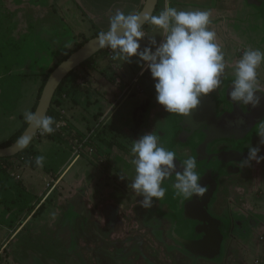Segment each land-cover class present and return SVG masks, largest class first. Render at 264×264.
<instances>
[{"label": "flooded vegetation", "instance_id": "obj_1", "mask_svg": "<svg viewBox=\"0 0 264 264\" xmlns=\"http://www.w3.org/2000/svg\"><path fill=\"white\" fill-rule=\"evenodd\" d=\"M248 2H253L254 8L258 7L256 14L262 19L263 0ZM215 21L217 42L222 45L225 56L223 82L220 88L202 98L197 109L188 116L168 113L162 106H154L157 104L154 96L147 102L137 96V92L129 95L124 91L115 94L113 105L106 106L104 114L100 109L105 106H99L92 121L87 117L86 121H79L80 128L76 129L74 145L71 144L69 149L72 154L66 165L81 155L90 158L95 171L88 176L94 177L92 185L98 188L97 201L103 206L98 214L88 210L81 216L77 209L82 221L80 227L85 223L83 229L89 227L91 232L88 235L85 231L81 233L77 223L72 224L71 229L77 228L78 237L89 239L92 245L88 250L89 260L73 256L75 251L68 255L76 264H232V259L237 261L239 258L238 251L249 255L262 242L259 233L264 226V215L246 208L243 192L237 188L249 180L250 171L258 183L264 169V161L243 165L249 146H259V155H264V144H260L261 138L257 135L264 124V98L256 108L229 99L228 93L235 78L233 69L246 49H239L236 45L229 53L228 48L234 39L227 38V29L218 27L221 19ZM231 21L235 19L227 17L222 24L226 28ZM109 56L112 59L113 54ZM142 67H138L137 72ZM121 69L113 72L125 77ZM104 81L110 82L109 79ZM260 85L258 95L264 96ZM145 91L148 89H143ZM151 92L155 94L153 90ZM240 118L243 123L237 124ZM86 126L90 130L86 134L79 133L85 132ZM64 127L60 126L56 131ZM151 131L160 135L166 148L176 152L175 172L183 171L185 159L196 158V171L201 177L199 184L207 186L202 197L194 195L185 200L176 196L173 173L162 184L166 188L164 198L158 201L153 198L149 209L141 207L139 202L143 197L131 188L136 174L130 163L134 158L131 146L134 140ZM98 158L104 160L97 161ZM59 177L57 182L64 179L61 175ZM80 181L82 184L77 186L75 195L85 192L83 180ZM107 196L111 197V203ZM74 203L77 206L80 203L78 196ZM130 221L136 223L135 230L122 232L115 226L116 222ZM48 263L59 264L57 261Z\"/></svg>", "mask_w": 264, "mask_h": 264}, {"label": "rangeland", "instance_id": "obj_2", "mask_svg": "<svg viewBox=\"0 0 264 264\" xmlns=\"http://www.w3.org/2000/svg\"><path fill=\"white\" fill-rule=\"evenodd\" d=\"M38 1L0 0V145L9 140L24 125V110L31 111L39 100L37 99L39 88L48 71L69 52L75 50L78 44L97 36L101 31H107L109 27V20L102 21L97 18L96 26H91L92 21L86 19L84 24L79 26V29H75L77 25L72 26V31L68 30L67 33H64V36H59L60 33L56 31L53 36L47 31L49 39H44L39 35L41 33L40 19L42 17L34 12L36 9H33V7H39ZM116 1L109 0L108 3H115ZM130 1L125 0L127 4L121 10L125 14L137 13L139 10V8L135 9L134 2ZM204 1L200 4V7L204 8H196L192 11H209L211 13L210 19L216 17L215 9L205 6L209 3L208 1L212 0ZM244 5V7H241L244 11H250V8L253 7H248L247 3H244ZM159 8L161 9L159 10ZM163 10L164 0H160L154 15H159ZM104 12H109L110 17L115 14L113 6L110 5H107V9H99L98 14H104ZM228 14L234 18L236 17L235 13L230 14L228 12ZM242 15H239L241 18L235 19L237 22H229L227 24L228 29L233 28L234 33L239 32L235 24L238 22L245 24L249 17L244 13ZM55 24H57L56 21H53L52 26ZM262 26H260V29L249 26L247 31L249 33L253 32L254 35L252 34L251 39L248 41L238 37L241 39L238 44L233 38L234 40L228 52L234 50L237 44L241 47L240 49L252 48L264 52V29ZM209 29L214 28L209 25ZM144 30L148 34L152 32L151 36L156 35L157 44L161 41L162 36L158 35L154 26L147 24ZM151 36L147 35L140 41L141 50L144 47H151L149 43V37ZM252 36L255 38H252ZM250 43H254V45L250 46ZM221 49L223 50V47ZM109 57L108 52L101 53L82 69L81 72L85 75V79L78 78L76 81L73 79L68 81L63 92L73 88L74 82H76L78 89L73 91L70 96L66 94L58 96L57 101L60 104L55 105V109L58 110L62 120L57 122L54 127L56 130L60 126L65 127L55 131L50 136L39 133L32 140L27 148L31 153V163L25 164L22 159H15L13 160L12 169L5 172L0 171V264H49L48 261L70 264V262L66 263V260L72 258L71 256L61 258L58 256V253L66 248V242H62L57 236L60 230L69 234L67 253L73 250V252L75 251L73 256L79 257V248L86 249L85 252L90 250L92 244L89 239L83 237L77 239L74 229L71 232V226L77 223L79 231L81 233L85 231V234L88 235L91 229L89 227L83 229L85 223L80 227L82 221L76 213L77 209L79 210V216L83 211L88 212V210L98 214L103 203L97 201L98 188L92 185L94 177L88 176L89 173L95 171L90 158L81 155L75 161L66 165V161L72 154L69 150L70 145H74L73 140L76 138V129L80 128L81 124L79 121H86L85 117L92 121V116L99 112V106H103L106 95L104 94V88L109 89V85L104 79L111 78L112 83L116 85L115 89L116 87L126 88L127 84L125 87L122 83L129 82L132 79L130 74L134 75L138 67L142 66L137 58L136 64L139 66L132 70L130 74H127L130 62L134 64V61L125 63V65L122 64L121 70L125 76L122 77L112 72L119 69L117 63L121 62ZM134 58L136 59L134 56L131 60ZM257 72L260 86L264 89V66L263 69L260 66ZM149 76L150 72L146 71L141 77L140 89L142 91L148 86L146 84ZM147 89L149 93L147 92L148 94L144 99H147L148 102L152 96H156V93L154 88ZM151 90L154 91V95ZM110 91H113V89ZM119 92V89H116V94ZM111 96L116 98L115 95ZM154 106L161 105L157 103ZM106 109V106L102 107L100 109L101 114H104ZM73 129L75 133H73ZM81 130L83 129L81 128ZM84 130L85 132L79 131V133L86 134L87 130L90 129L86 126ZM56 143L58 146H56ZM40 155L45 157L42 168L35 165V158ZM93 156L95 155L93 154ZM101 160L104 159H97V161ZM63 163L65 167L61 168ZM60 172L62 173L60 174ZM59 175L64 179L62 183L56 186V182L60 179ZM80 179L83 180L84 184L82 188L86 189L83 195H75L79 188L77 186L82 184ZM76 180H79L78 185H71ZM77 196L80 198L78 206L74 203ZM107 199L111 203V197L107 196ZM24 210V215H30L29 217L23 215ZM9 212L12 213L11 216L6 218V214ZM115 226L122 232L136 229V223L133 221L127 223L116 222ZM57 230L58 232L55 235L54 232ZM261 235L263 236L262 231L259 233V236ZM261 243L257 246L256 252H259L257 256H260L259 254L264 248ZM237 254L242 253L238 251ZM257 256L251 258L249 264H258Z\"/></svg>", "mask_w": 264, "mask_h": 264}, {"label": "clouds", "instance_id": "obj_3", "mask_svg": "<svg viewBox=\"0 0 264 264\" xmlns=\"http://www.w3.org/2000/svg\"><path fill=\"white\" fill-rule=\"evenodd\" d=\"M210 16L209 11H180L167 4L159 15L125 14L117 10L109 19L107 31L98 33L97 43L100 48L112 50V59L121 62L118 67L137 57L154 81L156 102L166 112L186 117L197 109L202 98L220 88L225 74V56L216 42V33L209 29ZM146 23L154 26L163 39L157 45L156 35L151 36V47L141 50L140 41L146 37ZM262 64L264 52L252 48L243 51L233 69L235 78L228 93L232 102L251 108L261 105L264 96L258 95L257 69ZM23 116L26 123L41 135L56 131V121L51 116H38L28 109L24 110ZM236 123H243L242 118ZM257 135L261 138L260 144H264V124ZM32 140L33 135H23L16 141L15 148L23 151ZM260 150L259 146H249L243 165L264 161V155H259ZM131 153L134 158L130 163L136 173L131 188L143 197L139 202L141 207L149 209L153 198L157 201L164 198L166 188L162 184L173 173L176 196L187 200L206 193L207 186L199 184L201 177L196 171V158L188 157L183 161V171L175 172L176 152L164 146L157 132H147L134 140ZM44 161L43 155L37 156L35 165L42 168Z\"/></svg>", "mask_w": 264, "mask_h": 264}, {"label": "crops", "instance_id": "obj_4", "mask_svg": "<svg viewBox=\"0 0 264 264\" xmlns=\"http://www.w3.org/2000/svg\"><path fill=\"white\" fill-rule=\"evenodd\" d=\"M108 1L109 0H39L37 2L39 7H33V9H36V10H34V12L38 13L39 16L42 17V19H40L41 33L39 35L44 37V39L45 38L49 39L47 37V31H48V33H51L52 35L56 31V32L60 33L59 36H64V33H67L68 30L72 31V28H71L72 26L74 27L75 25H77V28H75V29H79V26L83 25L84 21L86 19L92 21L91 26H96L97 18H100V20H102V21L103 20H109V18H110L109 12L108 13L104 12V14L99 15L98 14L99 9H107V5H110V6H113V8L116 12V10L121 11L123 8H125V5L127 4V3H125V0H117L115 3H112V2L108 3ZM131 1L134 2L135 9L139 8V10L141 9L143 2H144V0H131ZM159 2H160V0H159ZM159 2H158V6H159ZM203 2H205V1L204 0H164V8L167 4L171 7H175L177 10H180V11H192L196 8H204V7H200V4H202ZM208 2L209 3H207L205 6L211 8V9H215V13H217L216 17L211 19L212 23L210 24V26L214 28V29H212V31L215 32V25H216V24H214V22H216L215 20L221 19L222 22L218 24V27L227 29V38L228 39L234 38L236 43H238V42L240 43L241 39H243L244 41H248L251 39L250 36L253 34V32L249 33V31H247L249 26H255V28L260 29V26L263 25L262 28L264 29V18L262 17V19H261V18H259L260 16L256 14L258 7L254 8L255 4L253 2H248V0H212V1H208ZM263 2H264V0H263ZM244 3H247L248 7L253 6L250 8L251 9L250 11H244L243 9H241V7L245 6ZM158 6H157L156 10L158 9ZM218 7H220V8H218ZM262 7H264L263 4H262ZM160 9L161 8H159V10ZM228 12H230V14L235 13L236 17L234 18L233 16H229ZM242 13L248 15L249 17H248V21H246L245 24H243V22H241V23L238 22L237 24H235V26H236L237 30H239V32L237 31L234 33L233 29H228V27L225 28L224 27L225 25L222 24L223 22L226 21L227 17H231L232 19H236V20L241 18V16H239V15H242ZM226 14H228V15H226ZM261 14L264 15V11H262ZM256 15L258 16L257 18H256ZM49 21H50V23H49ZM53 21H56V23H57L54 26H52ZM232 22L235 23L237 21H232ZM145 27H146V25H145ZM151 33L152 32H149V34H148L146 32V36L147 35L151 36ZM217 34L218 33L216 32V36H217ZM238 37H240L241 39ZM252 38H255V37L252 36ZM162 39H163V37H162ZM162 39H161V41H162ZM218 40L219 39L217 38V41ZM238 44H237V46L240 49L241 47H239ZM253 45H254V43H252V44L250 43V46H253ZM131 61H134V64H131V62H130L129 69L126 72L127 74H130V72L132 70H135V68L139 66L136 64L137 57H136V59L134 58ZM117 64H119V63H117ZM123 64L125 65V63H123ZM262 65H261V67L263 69L264 65L263 66ZM120 68H121V66L119 67V69ZM145 70L147 71V69L145 67H142V68H140V70L138 72L136 71V73L134 75L131 73L130 76L132 77V79L129 82L125 81L122 83L125 87L127 84V87L126 88L116 87V89L117 90L119 89V91L121 93L124 91H127L129 95H131V94L133 95L134 92H137V96H141V97L143 96V98L146 97V94L148 91L147 92L145 91L144 94H142L143 91L140 89V80H141V77L143 76V72ZM148 79L149 80L147 81V84H146V85H148L147 88H154L153 79H151L150 76L148 77ZM109 81H110L108 84L109 89L104 88V94H106V95H105V98H104V101L102 104L103 106H112L113 105L112 102H114V101H112L113 98L111 95L116 94V89L114 88L116 85H114L112 83L111 78H109ZM111 89H113V91H110ZM131 106H136V104H132ZM56 146H58L57 143H56ZM60 147H63V146H60ZM248 173H249L248 175L250 176L249 180H246L242 184H240V187L237 188V190L243 192V195H244L243 199L246 200V208L252 210L256 214L264 215V169L262 170V172L260 174V178H259L258 183L255 182V180L253 178L254 176L251 173V171ZM256 178H257V176H256ZM78 182H79V180H76L71 185L77 186ZM60 183H62V180L60 182H56V186ZM230 189H231V187H230ZM251 197H253V198L251 199ZM11 214H10V212L7 213L6 218H10ZM29 216L30 215H26V217H29ZM76 229L74 228V233L76 232ZM261 231L263 233V236L261 235V237L263 239L262 242H264V226L262 227ZM57 232H58V230L54 233H57ZM71 232H73V228L71 229ZM57 236L62 242H66V248L61 250L58 253V256L60 258L61 257H69L68 255H71L73 253V250L71 252L67 253V248L69 247L67 239L69 238V234L66 231L60 230L58 232ZM76 236L78 239L79 237L77 234H76ZM256 251H257V249L254 252H251V254H249V255H247L246 253L245 254L242 253V254L238 255L239 256L238 260L236 261V258L232 259L233 260L232 264H249V263H251L250 262L251 258H255V256H257L259 253ZM78 254L80 256H83L84 259L89 260V253L85 252L84 249L79 248ZM259 255L260 256H257V259H258L257 261H259L258 264H264L263 263L264 248L260 252ZM242 257H243L245 262L242 260ZM248 261H249V263H248ZM57 262L59 264H62L59 261H57ZM69 262H70V264H76L72 258L66 260V263H69ZM229 264H230V262H229Z\"/></svg>", "mask_w": 264, "mask_h": 264}, {"label": "water", "instance_id": "obj_5", "mask_svg": "<svg viewBox=\"0 0 264 264\" xmlns=\"http://www.w3.org/2000/svg\"><path fill=\"white\" fill-rule=\"evenodd\" d=\"M158 2L159 0H144L142 7L137 14L143 15L145 13H148L150 15H154L158 6ZM145 25H147V23ZM103 49L105 48H100L98 46L97 36H95L87 40L80 48L70 54L65 60L60 62L48 76L40 94L34 113H36L38 116L48 115L53 97L65 78L72 71L79 68L83 63L100 53ZM26 134L33 135L34 139L39 134V132L33 130L29 125H27L21 136ZM16 141L8 147L0 148V159L15 157L29 147L28 146L23 151H19L15 148Z\"/></svg>", "mask_w": 264, "mask_h": 264}, {"label": "trees", "instance_id": "obj_6", "mask_svg": "<svg viewBox=\"0 0 264 264\" xmlns=\"http://www.w3.org/2000/svg\"><path fill=\"white\" fill-rule=\"evenodd\" d=\"M140 10H138L139 12ZM137 12V13H138ZM145 28V26H144ZM98 36V35H97ZM95 37V36H94ZM93 38V37H92ZM87 41V40H86ZM85 41V42H86ZM85 42L81 43V44H78L77 48L71 52L68 53V55H66L60 62H62L63 60H65L70 54H72L74 51H76L78 48H80ZM108 50H111L109 48H105L103 49L100 53H98L97 55L93 56L91 59H89L88 61H86L85 63H83L79 68H77L76 70L72 71L66 78L65 80L61 83V85L59 86V88L57 89L54 97H53V100L51 102V106H50V109L48 111V116H51L54 118V120L57 122H59L61 119H60V114L58 112V110L55 109V105H58L60 104L58 101H57V98L58 96L60 95H63V94H66L68 96H70L73 91L77 90L78 89V86L76 84V82H74L73 84V88H71L69 91H64L65 87H66V84L68 83L69 80L73 79V80H77L78 78H82V79H85V75L81 72L83 68H85L87 65H89L93 59L97 56H99L101 53H104V52H108ZM112 52V50H111ZM113 54V52H112ZM59 62V63H60ZM58 63V64H59ZM57 64V65H58ZM55 65L53 68H51L49 71H48V74L44 77V80L39 88V92H38V96H37V99H39L40 97V94L42 92V89L45 85V82L48 78V76L50 75V73L55 69V67L57 66ZM38 102V101H37ZM37 102L35 103V105L32 107V112H34L35 108H36V105H37ZM27 123L25 121L24 125L22 126V128L16 132L14 135H12L9 140H7L6 142H4L3 144L0 145V148H5V147H8L10 146L12 143H14L20 136L21 134L23 133V131L26 129L27 127ZM47 136H50V135H47ZM30 157H31V153L26 149L24 150L23 152L19 153L18 155H16L15 157H11V158H6V159H0V171L2 172H5L7 170H10L13 168V160L15 159H22L25 164H30L31 163V160H30ZM21 211V210H20ZM25 210L22 212L24 214Z\"/></svg>", "mask_w": 264, "mask_h": 264}, {"label": "built area", "instance_id": "obj_7", "mask_svg": "<svg viewBox=\"0 0 264 264\" xmlns=\"http://www.w3.org/2000/svg\"><path fill=\"white\" fill-rule=\"evenodd\" d=\"M108 54H109V55H111V54H112V53H111V50H108ZM57 129H58V128H57Z\"/></svg>", "mask_w": 264, "mask_h": 264}]
</instances>
